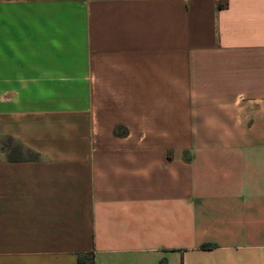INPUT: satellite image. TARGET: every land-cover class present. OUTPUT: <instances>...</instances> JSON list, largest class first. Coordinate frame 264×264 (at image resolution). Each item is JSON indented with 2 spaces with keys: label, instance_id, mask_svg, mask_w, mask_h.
I'll return each instance as SVG.
<instances>
[{
  "label": "crops",
  "instance_id": "crops-1",
  "mask_svg": "<svg viewBox=\"0 0 264 264\" xmlns=\"http://www.w3.org/2000/svg\"><path fill=\"white\" fill-rule=\"evenodd\" d=\"M80 257L264 264V0H0V264Z\"/></svg>",
  "mask_w": 264,
  "mask_h": 264
},
{
  "label": "trees",
  "instance_id": "trees-1",
  "mask_svg": "<svg viewBox=\"0 0 264 264\" xmlns=\"http://www.w3.org/2000/svg\"><path fill=\"white\" fill-rule=\"evenodd\" d=\"M114 132H115L116 135H126L128 133L127 130L124 129V128H116ZM205 247L208 248V247H211V246H205ZM79 264H86L84 262V260H83V257H80ZM162 264H166V263L162 262Z\"/></svg>",
  "mask_w": 264,
  "mask_h": 264
},
{
  "label": "rangeland",
  "instance_id": "rangeland-1",
  "mask_svg": "<svg viewBox=\"0 0 264 264\" xmlns=\"http://www.w3.org/2000/svg\"><path fill=\"white\" fill-rule=\"evenodd\" d=\"M8 149H22V147L20 145H13L11 142H9L8 144Z\"/></svg>",
  "mask_w": 264,
  "mask_h": 264
}]
</instances>
